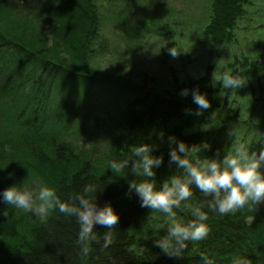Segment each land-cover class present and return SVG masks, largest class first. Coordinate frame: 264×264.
Instances as JSON below:
<instances>
[{
	"label": "trees",
	"instance_id": "16d2710c",
	"mask_svg": "<svg viewBox=\"0 0 264 264\" xmlns=\"http://www.w3.org/2000/svg\"><path fill=\"white\" fill-rule=\"evenodd\" d=\"M116 1L127 8H121L117 21L128 16V8H136L133 0ZM248 1L206 0L203 36L230 43ZM99 33L95 0H0V193L26 184L35 190L50 187L66 200L68 193L91 182L102 187L97 204H111L119 216L113 244L101 249L108 229L98 225L100 243L91 244L85 255L76 242L75 218L58 211L47 216L24 213L0 199V264H200L201 254L215 264H233L234 258L264 264V204L254 212L245 207L227 215L203 209L210 234L189 243L182 259L155 246L167 232L160 229L167 223L165 214L141 207L135 192H128V181L136 177L130 171L114 175L108 162L130 154L129 143L137 140L131 132L152 128L161 129L167 143L174 136L188 146L202 145V125L236 116L227 99L230 89L214 81L211 62L200 72L185 71L181 79L171 72L169 89L91 68L88 52L97 46ZM225 65L227 72L246 77L257 68L240 53ZM184 89L187 96L181 95ZM193 90L204 94L211 107L199 110ZM88 119L92 126L86 125ZM248 141L257 152L264 148V138L251 136ZM208 145L199 155L221 159L224 149ZM153 155L163 157L155 169L157 187L182 174L169 163V154L155 150ZM193 192L187 203L199 204L204 198L197 189ZM175 211L181 221L192 219L183 207Z\"/></svg>",
	"mask_w": 264,
	"mask_h": 264
},
{
	"label": "clouds",
	"instance_id": "9594fccd",
	"mask_svg": "<svg viewBox=\"0 0 264 264\" xmlns=\"http://www.w3.org/2000/svg\"><path fill=\"white\" fill-rule=\"evenodd\" d=\"M170 54L176 56L179 51L174 47ZM224 89L236 90L246 86L248 80L241 74L223 72L214 77ZM184 89L181 95L187 96ZM192 100L199 110L211 107L204 94L193 90ZM200 112H197L199 115ZM163 140V132L159 133ZM170 147L169 163L175 164L181 170L180 175H171L159 187L155 179L156 171L163 163L162 155H153L156 145L139 143L132 145L131 152L121 160L108 162L116 176H126L130 171L135 179L128 181V192L138 196L140 206L151 212L165 214L167 223L160 225L167 229L162 237L154 241L155 246L172 258H183L189 243H196L208 238L210 227L207 223L208 212L220 215L235 214L247 209L251 212L258 210L264 204V148L258 152L253 150L251 142H237L222 159L202 158L199 153L210 146H188L183 141H177L174 136L168 137ZM197 189L204 198L199 204L187 203ZM102 187L96 183H86L79 192L67 194L62 200L60 195L50 187H40L35 190L26 184L12 185L0 193V199L5 204L14 206L24 213L47 216L52 211H58L65 217L75 218L78 226L77 244L83 254L92 251L90 245L100 243L96 231L99 225L108 229L103 236L101 249H107L113 244V230L119 223V216L111 204L99 206L97 193ZM183 207L192 217L187 222L177 218L175 209ZM200 264H215V261L205 254L200 256ZM233 264H250L247 259H233Z\"/></svg>",
	"mask_w": 264,
	"mask_h": 264
},
{
	"label": "rangeland",
	"instance_id": "374dc122",
	"mask_svg": "<svg viewBox=\"0 0 264 264\" xmlns=\"http://www.w3.org/2000/svg\"><path fill=\"white\" fill-rule=\"evenodd\" d=\"M95 1L100 33L96 38L97 46L88 52L91 68L169 89L171 72L181 79L185 71L200 72L211 62L217 75L227 72L225 64L232 54L246 55L257 68L250 76H245L246 86L235 91L230 89L228 93L229 105L236 116L218 117L202 125L199 128L201 141L219 144L224 149L222 159L233 144L247 142L251 136L264 138V0H249L244 5V14L236 22L230 43H214L203 36L201 24L206 0H133L136 8L133 11L128 8V16L120 21L116 20V15L121 8H127L116 0ZM124 29L135 30L132 32L135 35L127 34ZM174 47L179 51L176 56L170 54ZM87 124L92 126L91 119ZM161 132L159 128L131 132V139L134 135V141L137 140L129 146L151 143L156 145L154 151L169 154L171 146L164 134L163 140L159 138Z\"/></svg>",
	"mask_w": 264,
	"mask_h": 264
}]
</instances>
